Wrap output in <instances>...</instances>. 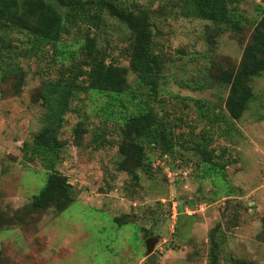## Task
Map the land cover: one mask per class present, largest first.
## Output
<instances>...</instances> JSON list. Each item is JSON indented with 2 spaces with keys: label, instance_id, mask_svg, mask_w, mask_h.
Listing matches in <instances>:
<instances>
[{
  "label": "rangeland",
  "instance_id": "374dc122",
  "mask_svg": "<svg viewBox=\"0 0 264 264\" xmlns=\"http://www.w3.org/2000/svg\"><path fill=\"white\" fill-rule=\"evenodd\" d=\"M105 1L155 12L156 94L129 69L132 34L102 0L58 7L56 43L0 23V264H148L149 238L154 264H264V70L249 80L238 120L217 79L239 70L264 0L227 4L234 28L190 15L179 0ZM86 35L105 62L128 69L124 93L62 86L75 77L87 85L75 74L88 59ZM143 112L159 132H125ZM122 142L142 149L137 181L118 169ZM54 172L71 202L26 208Z\"/></svg>",
  "mask_w": 264,
  "mask_h": 264
},
{
  "label": "trees",
  "instance_id": "16d2710c",
  "mask_svg": "<svg viewBox=\"0 0 264 264\" xmlns=\"http://www.w3.org/2000/svg\"><path fill=\"white\" fill-rule=\"evenodd\" d=\"M182 6L190 15L197 18L213 21L222 24L225 27L234 28L238 25L237 19L233 17L227 4L236 0H179ZM178 1V2H179ZM70 0H0V23L17 25L22 31L47 40L49 42H58L61 34L64 32L62 18L58 7H64ZM105 2V3H104ZM105 10L114 16L119 22L124 23L132 34L131 45L135 51L129 58V69L138 75L142 88L149 89L156 94L157 74L160 71L158 62L151 55L154 27L149 23V18L155 15V12L147 11L149 7H137V12L128 6H117L108 4L102 0ZM107 8V9H106ZM150 9V8H149ZM157 10V9H155ZM95 38L86 35L81 53L88 59H83L77 63V76H86L87 85L83 86L71 78V82H64L62 86L74 88L87 92V90H97L105 94L120 95L127 88L126 74L128 69L105 62L99 57V51L95 46ZM264 70V14L260 21L254 27L251 41L244 47L242 61L237 72H224L218 80L229 85V91L225 100V107L229 117L238 120L246 110L247 103L252 97V90L249 80L260 74ZM82 74V75H81ZM78 79V78H77ZM61 84V80L58 81ZM160 125L149 113H138L136 116L129 117L125 124V132L135 131L138 136L150 134L152 131L159 132ZM80 131L76 130V136ZM121 154V160L118 169L127 172L137 181L138 175L135 169L141 165L143 154L142 149L136 143H120L118 147ZM203 162L211 163V157L203 150ZM70 185L66 178L59 173H51L46 176L45 184L40 192L33 196L32 201L26 208L48 209L53 206L62 211L71 202ZM215 264V263H213ZM253 264V263H243Z\"/></svg>",
  "mask_w": 264,
  "mask_h": 264
},
{
  "label": "water",
  "instance_id": "95a60500",
  "mask_svg": "<svg viewBox=\"0 0 264 264\" xmlns=\"http://www.w3.org/2000/svg\"><path fill=\"white\" fill-rule=\"evenodd\" d=\"M155 243H156L155 238H149L145 242V247H146V251L148 254V257H147L148 264H154L156 260V255L153 253V248H154Z\"/></svg>",
  "mask_w": 264,
  "mask_h": 264
}]
</instances>
